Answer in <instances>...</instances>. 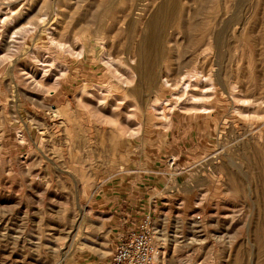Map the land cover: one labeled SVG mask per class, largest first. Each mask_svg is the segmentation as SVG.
Here are the masks:
<instances>
[{"label":"rangeland","instance_id":"rangeland-1","mask_svg":"<svg viewBox=\"0 0 264 264\" xmlns=\"http://www.w3.org/2000/svg\"><path fill=\"white\" fill-rule=\"evenodd\" d=\"M130 192L158 264H264V0H0V264H106Z\"/></svg>","mask_w":264,"mask_h":264},{"label":"built area","instance_id":"built-area-1","mask_svg":"<svg viewBox=\"0 0 264 264\" xmlns=\"http://www.w3.org/2000/svg\"><path fill=\"white\" fill-rule=\"evenodd\" d=\"M149 213L134 228L121 234L106 264H158V238Z\"/></svg>","mask_w":264,"mask_h":264},{"label":"crops","instance_id":"crops-1","mask_svg":"<svg viewBox=\"0 0 264 264\" xmlns=\"http://www.w3.org/2000/svg\"><path fill=\"white\" fill-rule=\"evenodd\" d=\"M168 137V135H167ZM131 194L128 196H116L114 198V203L116 204V202L118 203L117 205L113 206V209H115L116 211L114 213H116L115 218L116 219H121L124 220L123 222H119V229L117 231V235L116 237L118 238L121 234L127 232L129 229L134 228L136 226V223H138L140 221V219L143 218V216L145 214H148L150 211V208H144L141 207L140 205H137L138 203L136 202L137 200H139L138 198H136L137 196L132 197V192H130ZM139 197V196H138ZM132 203H137L135 204V206H133L131 208L127 207L126 209L123 208L122 206L128 204L131 205ZM150 207V206H149ZM113 216V214H112ZM132 217H134L132 219ZM125 226V227H124ZM115 239V244H116V240ZM114 244V246H115ZM113 246V248H114Z\"/></svg>","mask_w":264,"mask_h":264},{"label":"bare ground","instance_id":"bare-ground-1","mask_svg":"<svg viewBox=\"0 0 264 264\" xmlns=\"http://www.w3.org/2000/svg\"><path fill=\"white\" fill-rule=\"evenodd\" d=\"M67 255H68V253H67V252L63 253V256L61 255L63 258H62V259L59 261V263H60V262H62V261H63V259H64V258H65Z\"/></svg>","mask_w":264,"mask_h":264}]
</instances>
